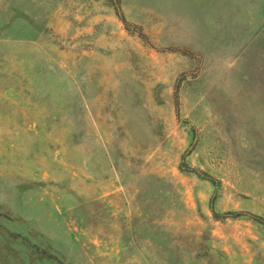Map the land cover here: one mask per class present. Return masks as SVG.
I'll return each mask as SVG.
<instances>
[{"label":"rangeland","instance_id":"rangeland-1","mask_svg":"<svg viewBox=\"0 0 264 264\" xmlns=\"http://www.w3.org/2000/svg\"><path fill=\"white\" fill-rule=\"evenodd\" d=\"M0 264H264V0H0Z\"/></svg>","mask_w":264,"mask_h":264}]
</instances>
